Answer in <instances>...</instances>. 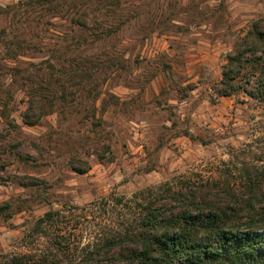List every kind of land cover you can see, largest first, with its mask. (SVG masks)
<instances>
[{
	"label": "rangeland",
	"instance_id": "obj_1",
	"mask_svg": "<svg viewBox=\"0 0 264 264\" xmlns=\"http://www.w3.org/2000/svg\"><path fill=\"white\" fill-rule=\"evenodd\" d=\"M259 17L264 0H0V264H84L106 232L122 231V199L215 177L264 133L262 103L214 89ZM71 63L95 80L25 123L30 100L49 108L46 82ZM50 210L62 220L39 224Z\"/></svg>",
	"mask_w": 264,
	"mask_h": 264
},
{
	"label": "trees",
	"instance_id": "obj_2",
	"mask_svg": "<svg viewBox=\"0 0 264 264\" xmlns=\"http://www.w3.org/2000/svg\"><path fill=\"white\" fill-rule=\"evenodd\" d=\"M59 68L60 77L46 82L49 108L41 99H31L25 123L38 124L52 109L53 97L67 101V94L87 89L95 80L85 64ZM52 82L58 91L51 90ZM214 87L220 97L244 93L264 105V17L253 20L235 41ZM97 93L89 88L87 94L97 97ZM230 154L215 177L181 176L122 199V231L106 232L82 263L264 264V133ZM63 216L60 210H50L39 224H52ZM1 264L61 263L56 258L15 255Z\"/></svg>",
	"mask_w": 264,
	"mask_h": 264
}]
</instances>
